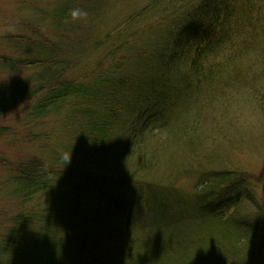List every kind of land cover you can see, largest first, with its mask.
I'll list each match as a JSON object with an SVG mask.
<instances>
[{
    "label": "trees",
    "instance_id": "1",
    "mask_svg": "<svg viewBox=\"0 0 264 264\" xmlns=\"http://www.w3.org/2000/svg\"><path fill=\"white\" fill-rule=\"evenodd\" d=\"M61 1L58 12L63 16L74 0ZM160 1L165 0H152L151 5ZM167 2L171 11L161 12L162 17L149 12L148 5L129 19L137 22L148 12L147 19L154 18L148 26L156 28L158 18L166 21L161 48L154 44L149 56L137 58L138 35L120 38L107 53L110 63L98 64L80 81H61L62 70L57 67L62 63L52 59L53 44L35 42L32 60L26 63L48 69L38 72L31 85L11 84L0 112L18 98L30 99L43 90L31 107L34 116L75 100L78 104L69 111L80 123L73 148L91 168L65 156H58L55 166L36 158L15 166L11 193L23 205L36 199L37 203L10 218L12 225L0 239V264H264V219L253 225L234 221L226 211L235 201L229 207L212 204L222 190L240 180L239 174L212 173L208 178L200 173L203 181L212 180L196 198L184 197L173 183L146 182L141 194L124 193L132 180L124 177L127 165L121 162L128 156L132 165L143 158L153 164L155 159L143 150L151 144L145 137L154 136L157 121L176 102L175 94L188 95L191 90L200 98L231 89V102L219 99L229 107L233 101L245 106L248 96H252L248 103H257L264 91V0ZM130 58H136L130 68L138 72L131 79L125 70ZM258 60L262 66L255 69ZM3 62L19 67L10 58ZM222 70H231L230 76ZM135 78L143 80L152 100L143 88L131 87ZM124 94L130 97L127 103ZM128 113L132 138L120 150L119 172L124 176L115 180L101 173L109 160L105 143L117 119ZM127 145L135 150L130 153Z\"/></svg>",
    "mask_w": 264,
    "mask_h": 264
},
{
    "label": "rangeland",
    "instance_id": "2",
    "mask_svg": "<svg viewBox=\"0 0 264 264\" xmlns=\"http://www.w3.org/2000/svg\"><path fill=\"white\" fill-rule=\"evenodd\" d=\"M168 2L165 0L151 5L152 0H74L67 5L69 8L65 15L61 16L58 12L61 0H0V104L11 84L25 81L31 85L38 72L48 69L26 63V60H32L36 41L53 44L52 59L62 63L57 67L62 70L61 81H80L89 76L98 64H109L107 53L125 36L128 39L138 35L137 58L149 56L152 51L150 46L155 44L161 48L165 44L162 26L166 21L158 18V25L152 28L148 24L154 18L147 19L145 14L148 12L141 15L137 22H131L130 15L148 5L151 6L147 9L149 12L160 15L166 10L171 11ZM152 36L153 41L150 39ZM154 54V57L158 56V53ZM121 56V53L117 55V59ZM6 58L16 60L19 67L10 68L3 62ZM132 60L136 58H130L125 65L130 79L138 74L137 69L130 68ZM246 65H251V61H246ZM261 66L262 62L258 60L253 68ZM222 73L230 76L231 70H222ZM142 81L135 78L130 85L143 88L142 92L152 100V94L146 92ZM220 90L225 94L217 92L215 95L208 94V97L202 94L200 98L191 90L188 95L175 94L176 102L162 113L163 118L157 121V127L152 131L154 136L145 137L151 140V144L143 150L155 159L153 164L143 158L138 165H132L128 156L123 157L125 163L120 164V150L127 138H132L130 115H121L112 136L105 143L109 160L101 173L116 180L120 175L124 176L119 172V164H126L123 172L127 175L124 177L132 181L123 189L124 193L141 194V184L146 182L167 186L173 183L174 189L188 199L200 195L199 190L212 180L203 181L204 175L209 178L212 173L239 174L240 180L222 190L212 204L229 207L235 201L230 211H226L230 219L249 222L250 225L262 221L264 91L257 103L255 100L248 103L252 97L248 96L245 106L233 101L229 107H224L219 99L223 97L231 102L234 93L231 89ZM44 92L46 90L30 99L18 98L0 112V239L6 228L12 225L11 217L25 208H33L37 203L36 199L23 205L11 193V171L18 163L36 158L55 166L56 158L65 156L73 164L91 168L83 154L73 148V142L79 140L77 124L80 122L79 117L73 116L69 110L78 102L70 99L58 109L50 112L48 107L45 114L34 116L31 107ZM124 97L127 103L130 97L127 94ZM194 125L193 133L189 127ZM127 147H130L131 153L136 146ZM156 154L159 157L156 158Z\"/></svg>",
    "mask_w": 264,
    "mask_h": 264
},
{
    "label": "clouds",
    "instance_id": "3",
    "mask_svg": "<svg viewBox=\"0 0 264 264\" xmlns=\"http://www.w3.org/2000/svg\"><path fill=\"white\" fill-rule=\"evenodd\" d=\"M73 15L75 16V15H78V13H73Z\"/></svg>",
    "mask_w": 264,
    "mask_h": 264
}]
</instances>
